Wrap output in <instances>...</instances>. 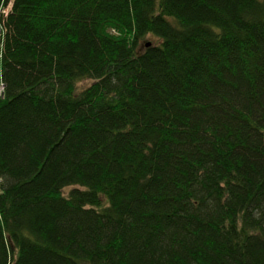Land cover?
Listing matches in <instances>:
<instances>
[{
	"label": "trees",
	"instance_id": "trees-1",
	"mask_svg": "<svg viewBox=\"0 0 264 264\" xmlns=\"http://www.w3.org/2000/svg\"><path fill=\"white\" fill-rule=\"evenodd\" d=\"M0 16V264H264V0Z\"/></svg>",
	"mask_w": 264,
	"mask_h": 264
},
{
	"label": "built area",
	"instance_id": "built-area-1",
	"mask_svg": "<svg viewBox=\"0 0 264 264\" xmlns=\"http://www.w3.org/2000/svg\"><path fill=\"white\" fill-rule=\"evenodd\" d=\"M10 6L11 5H9V6H7V8H6V10H5V15L8 13V11H9V9H10ZM1 17V16H0ZM3 33H4V31H3V26H2V24H1V22H0V38L3 36ZM4 89H5V86H4V84L0 81V97H2L3 96V92H4Z\"/></svg>",
	"mask_w": 264,
	"mask_h": 264
},
{
	"label": "water",
	"instance_id": "water-1",
	"mask_svg": "<svg viewBox=\"0 0 264 264\" xmlns=\"http://www.w3.org/2000/svg\"><path fill=\"white\" fill-rule=\"evenodd\" d=\"M147 46H150V43H148Z\"/></svg>",
	"mask_w": 264,
	"mask_h": 264
},
{
	"label": "rangeland",
	"instance_id": "rangeland-1",
	"mask_svg": "<svg viewBox=\"0 0 264 264\" xmlns=\"http://www.w3.org/2000/svg\"><path fill=\"white\" fill-rule=\"evenodd\" d=\"M149 41H152V40H149ZM85 84L83 83V86H84Z\"/></svg>",
	"mask_w": 264,
	"mask_h": 264
}]
</instances>
